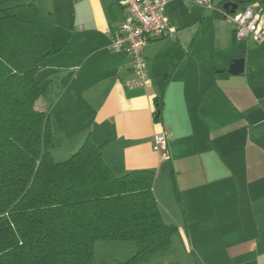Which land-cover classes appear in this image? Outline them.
I'll return each mask as SVG.
<instances>
[{
    "label": "crops",
    "instance_id": "1",
    "mask_svg": "<svg viewBox=\"0 0 264 264\" xmlns=\"http://www.w3.org/2000/svg\"><path fill=\"white\" fill-rule=\"evenodd\" d=\"M117 1L35 0L29 18L53 51L36 77L49 85L35 108L53 136L69 128L100 146L114 176L153 173L160 216L176 232L165 254L141 264H264V71L234 39L201 36L206 11L170 1L174 36L147 44L149 83L129 89L130 59L109 48L124 17ZM238 58L244 71L231 75ZM162 131L163 161L152 150Z\"/></svg>",
    "mask_w": 264,
    "mask_h": 264
},
{
    "label": "trees",
    "instance_id": "2",
    "mask_svg": "<svg viewBox=\"0 0 264 264\" xmlns=\"http://www.w3.org/2000/svg\"><path fill=\"white\" fill-rule=\"evenodd\" d=\"M35 8V0H0V264H141L165 254L176 226L160 216L152 172L116 177L88 140L53 159L48 116L35 108L49 85L36 77L53 51L29 18ZM160 109L156 102L155 122ZM97 243L135 250L97 260Z\"/></svg>",
    "mask_w": 264,
    "mask_h": 264
},
{
    "label": "built area",
    "instance_id": "3",
    "mask_svg": "<svg viewBox=\"0 0 264 264\" xmlns=\"http://www.w3.org/2000/svg\"><path fill=\"white\" fill-rule=\"evenodd\" d=\"M171 0H118L117 4L124 13L119 30L110 37L109 48L112 52L126 55L131 62L133 78L127 88L145 87L148 83L146 62L143 55L147 44L156 39H171L176 31L166 17L165 7ZM203 10H220L234 26L238 40L251 38L257 44H264V4L257 0L248 3L234 13H226L216 7L214 0H185ZM168 137L165 131L157 133L152 139V150L160 160L169 158Z\"/></svg>",
    "mask_w": 264,
    "mask_h": 264
},
{
    "label": "rangeland",
    "instance_id": "4",
    "mask_svg": "<svg viewBox=\"0 0 264 264\" xmlns=\"http://www.w3.org/2000/svg\"><path fill=\"white\" fill-rule=\"evenodd\" d=\"M172 1L183 2V4H186L187 7L196 11H206L205 14L207 15V22L205 23L203 28L204 32L201 36L205 34L208 39H211L212 35H215L216 33V42L217 40L234 39L235 44L244 46L243 52H247L249 62L254 66V68L260 72L264 71V44H257L251 38L246 41L237 40L233 24H231L223 16L220 10H203L193 3L185 0H171V2ZM221 2H223V0H214L215 5H218V3ZM211 12H213V14ZM222 28H225L227 32L228 30H231L233 32V36H223L221 33ZM211 29H213L214 33L209 35L208 32H210ZM61 132L62 131H58V133L52 137L53 145L50 148V153L56 162L63 161L75 153L84 141L82 137H76L78 135L70 133L71 130L69 128L65 129L64 132ZM56 139H58V141L55 142ZM134 250L135 248L132 243H97L95 247V258L97 260H108V262H112V259L114 258H116L115 260L121 261L129 258L133 254Z\"/></svg>",
    "mask_w": 264,
    "mask_h": 264
},
{
    "label": "water",
    "instance_id": "5",
    "mask_svg": "<svg viewBox=\"0 0 264 264\" xmlns=\"http://www.w3.org/2000/svg\"><path fill=\"white\" fill-rule=\"evenodd\" d=\"M236 8H237V5H236V3H234L233 0L232 1L223 0L222 9L226 13L232 14L236 11ZM227 71L229 74L235 75V76L243 73V71H244V59L238 58V59L230 60Z\"/></svg>",
    "mask_w": 264,
    "mask_h": 264
},
{
    "label": "flooded vegetation",
    "instance_id": "6",
    "mask_svg": "<svg viewBox=\"0 0 264 264\" xmlns=\"http://www.w3.org/2000/svg\"><path fill=\"white\" fill-rule=\"evenodd\" d=\"M226 1H232V0H226ZM234 1V3H236V5H237V8H236V10L237 9H240V8H242L243 6H244V1L243 0H233Z\"/></svg>",
    "mask_w": 264,
    "mask_h": 264
}]
</instances>
